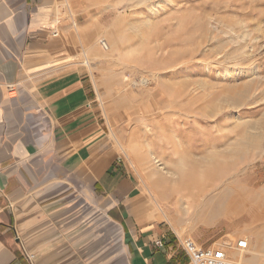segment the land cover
<instances>
[{
	"label": "rangeland",
	"instance_id": "obj_1",
	"mask_svg": "<svg viewBox=\"0 0 264 264\" xmlns=\"http://www.w3.org/2000/svg\"><path fill=\"white\" fill-rule=\"evenodd\" d=\"M164 1L60 0L58 38L95 87L118 160L156 186L176 233L247 237L235 257L264 264V0H174L153 15ZM176 193L198 203L185 210Z\"/></svg>",
	"mask_w": 264,
	"mask_h": 264
},
{
	"label": "crops",
	"instance_id": "obj_2",
	"mask_svg": "<svg viewBox=\"0 0 264 264\" xmlns=\"http://www.w3.org/2000/svg\"><path fill=\"white\" fill-rule=\"evenodd\" d=\"M58 1L0 0V264H190L156 186L118 160Z\"/></svg>",
	"mask_w": 264,
	"mask_h": 264
},
{
	"label": "built area",
	"instance_id": "obj_3",
	"mask_svg": "<svg viewBox=\"0 0 264 264\" xmlns=\"http://www.w3.org/2000/svg\"><path fill=\"white\" fill-rule=\"evenodd\" d=\"M54 35H57V31H54ZM102 44L105 46L104 41H102ZM175 235L190 264H241L240 260L233 256L231 252L235 251L240 255V252L250 246L248 238L244 236L237 239L235 243L228 242L221 245L206 246L191 235H178L177 233ZM156 244L162 245V241L157 240ZM24 255L32 263L34 255L25 249Z\"/></svg>",
	"mask_w": 264,
	"mask_h": 264
},
{
	"label": "bare ground",
	"instance_id": "obj_4",
	"mask_svg": "<svg viewBox=\"0 0 264 264\" xmlns=\"http://www.w3.org/2000/svg\"><path fill=\"white\" fill-rule=\"evenodd\" d=\"M175 4V2H174V0H166V1H164L163 3H160V2H157V7H158V9H151V13L153 14V15H156V14H158L159 13V10H161V9H165V8H167V7H169V6H171V5H174ZM150 6L152 7V5L150 4ZM103 41V40H102ZM104 43H105V48L108 50L109 49V46H107V43H106V41H104ZM88 52L87 53H91V51H92V49L90 48V46L86 49ZM113 50H114V48H113V45H112V47L110 48V51H109V53L107 54V56L108 55H111L112 53H113ZM95 52H96V50H95ZM86 53V54H87ZM104 54V53H103ZM103 54H101V53H98L97 52V54H96V56H101V55H103ZM88 55V54H87ZM87 55H86V57H87ZM104 55H106V54H104ZM211 70V68H210V66H205V72H209ZM145 80H147V79H145ZM11 95H14V93L13 92H11L10 93ZM146 155L142 158V161L143 162H146L147 164H148V162H151L152 164H153V166L155 167H157L158 166V169L160 170V172H162V173H167V171L168 170H166V168L165 167H163L162 165H161V163H159V164H157V162H158V160L155 158V157H152V154H151V152L149 151V149H146ZM155 163H156V165H155ZM159 165H161V166H159ZM155 167V168H156ZM198 196V195H197ZM198 201V199H195L193 202H191V203H189V201H186V200H184L183 202H181V204L183 205V207H185V209L186 208H188V207H190V206H193L196 202ZM198 203V202H197ZM235 205H236V203H235V201H234V199H233V201L231 200V202L229 203V207H235ZM232 209V208H231ZM258 209H260V208H258ZM260 214H259V217H258V220L260 219H263V221H264V209H260ZM257 220V221H258Z\"/></svg>",
	"mask_w": 264,
	"mask_h": 264
}]
</instances>
